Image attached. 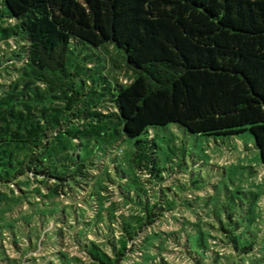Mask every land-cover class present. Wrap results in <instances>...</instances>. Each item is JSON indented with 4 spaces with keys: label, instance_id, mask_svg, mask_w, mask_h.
Here are the masks:
<instances>
[{
    "label": "trees",
    "instance_id": "trees-1",
    "mask_svg": "<svg viewBox=\"0 0 264 264\" xmlns=\"http://www.w3.org/2000/svg\"><path fill=\"white\" fill-rule=\"evenodd\" d=\"M1 3L0 183L33 192L43 206L15 216L20 195L0 190V264H175L173 252L193 256L181 228L159 226L179 220L162 196L132 188L117 160L116 186L91 189L93 162L76 157L71 143L123 132L134 138V166L160 187L152 130L171 122L214 137L248 129L264 163V0ZM71 41L122 48L133 78L115 90L92 78L89 90L104 93L99 81L111 96L82 100L75 80L64 79L79 75L67 67ZM29 180L32 189L20 185Z\"/></svg>",
    "mask_w": 264,
    "mask_h": 264
},
{
    "label": "rangeland",
    "instance_id": "rangeland-1",
    "mask_svg": "<svg viewBox=\"0 0 264 264\" xmlns=\"http://www.w3.org/2000/svg\"><path fill=\"white\" fill-rule=\"evenodd\" d=\"M3 6L0 0V8ZM70 46L72 50L68 53L67 67L70 71H79V75L77 78L64 76V79L70 77V81L75 80L76 87L84 93L82 100L88 99L94 104L99 98L111 96V89L100 87L99 81H107L115 90L117 82L127 84L133 78L124 50L115 44L94 46L88 42L71 41ZM77 64L80 66L76 67ZM81 77L88 81L85 89L81 85ZM92 78L99 79L96 88H101L104 93L89 90ZM65 111L61 112V118H67ZM152 134L158 142L159 163L164 168V178L160 179L163 187L155 179L152 183L134 166V138L123 132L112 141L97 135L88 142L82 136L84 144L72 142L70 150L76 157L80 154L85 161L93 162L96 186L90 183L91 189L101 191V183L116 186L120 177L112 164L117 160L126 170L132 188L141 183L150 188L153 196H162L172 208L169 212L176 214L179 220L178 224L159 226L164 229L181 228L194 251L193 256L171 253L174 254L171 257L173 263L264 264V163L251 132L245 129L235 136L214 137L191 132L171 122L155 127ZM66 135L63 132V136ZM118 151L121 152L117 154ZM107 170L112 171L113 181L107 178ZM33 184V180L20 181L26 189H32ZM11 187L12 190L0 183V190L20 195L15 199L19 210L15 216L43 206L33 192L25 193L15 184ZM125 188H129L127 184ZM82 192H77L81 199L84 198ZM112 197L115 198L114 195ZM61 198L68 201L66 197ZM79 211L83 213L82 208ZM168 247L175 249L171 245ZM70 249L79 253L72 246ZM144 249L149 250L147 244ZM155 250L151 249V252Z\"/></svg>",
    "mask_w": 264,
    "mask_h": 264
},
{
    "label": "built area",
    "instance_id": "built-area-1",
    "mask_svg": "<svg viewBox=\"0 0 264 264\" xmlns=\"http://www.w3.org/2000/svg\"><path fill=\"white\" fill-rule=\"evenodd\" d=\"M120 152H121V151H118L117 154L120 153Z\"/></svg>",
    "mask_w": 264,
    "mask_h": 264
}]
</instances>
